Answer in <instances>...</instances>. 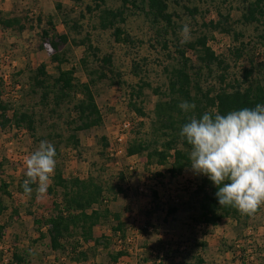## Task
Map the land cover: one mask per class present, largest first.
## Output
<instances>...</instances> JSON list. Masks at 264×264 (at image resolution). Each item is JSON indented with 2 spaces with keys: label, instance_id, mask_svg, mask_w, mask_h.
<instances>
[{
  "label": "rangeland",
  "instance_id": "obj_1",
  "mask_svg": "<svg viewBox=\"0 0 264 264\" xmlns=\"http://www.w3.org/2000/svg\"><path fill=\"white\" fill-rule=\"evenodd\" d=\"M91 2L92 0H82L77 4L71 0H21L16 2L15 9L16 14L27 15L28 18H35L40 12L43 16H53L57 32L68 33L70 38V44L66 47L68 62L63 63L61 68L68 69L71 65L76 67L75 75L82 83L88 84L80 62L85 48L73 44L72 39L78 41L87 32L91 34L92 43L100 48L99 56L113 54L121 79L127 82V85L122 86L111 85L106 79L95 81L92 91L104 116V123L91 133L81 134V148L66 147L64 142L71 132L66 121L70 116L72 103L65 101L55 112L40 104L41 89L33 84L32 76L41 64L49 77L56 75L57 70L56 63L50 59L52 50L47 43L40 41L38 28L27 27L22 32L0 29V101L9 107L6 112L8 117L15 111L32 113L36 128L31 134L26 128H17L13 124L4 128L0 126V161H3L1 178L10 183L11 195L9 199L6 197L9 209L0 215V223H4L11 209H16L2 232L0 248L5 251L6 256L16 249L28 250L30 264H55L53 260L60 256L49 248L48 237L37 239L38 231L33 223L34 215H45L51 209L52 196L47 190L40 193L36 184L30 194L25 195L19 191V183L25 179V162H21L19 157L25 155L27 158L38 148L41 140H47L55 146L56 164L62 165L65 178L79 176L78 173L81 175L87 168L106 187H112L106 194L108 207L113 212H119L124 236L111 230L115 221L109 220L101 224L108 234L104 235L101 228L97 232L101 233L98 237L104 238L101 239L102 244L95 249L94 256L90 257H95L90 264H114L109 255L117 251L123 252L117 259L119 264H182L197 255L202 256L204 264H264V206L245 222L241 220L238 223L232 218H223L215 226L194 223L189 217L194 211L188 210L186 202L205 176L196 174L191 167L185 168L176 177L169 175L167 169L172 163L173 151L164 165H148L144 156L129 159L127 149L131 141L159 143L164 139V131L150 114L159 100L150 88L143 90L145 116L138 115L127 106L130 98L128 85L138 81V77L131 73L132 63L140 64L139 77L150 83L151 88L157 87L165 91L164 66L174 64L175 60L167 57L156 43V39H162L157 29L163 24L155 25L150 18L139 12L129 13L124 23L134 45L116 43L109 30H92L91 25L96 19L88 14L80 21V31L68 32L62 21L71 22L76 19L85 10V4ZM242 3V0H228L223 4L220 0H193L190 5H197L201 11H208L204 15L203 12L190 16L184 9L174 5L170 6V11L178 14L174 16V20L182 38V27H178L188 25L189 39L193 40L202 34L208 35V44L217 54L225 53L228 56V48L232 44L238 40L246 43L245 51L248 55L236 62L230 60L229 74L240 76L241 70L250 66L248 60L252 58L254 73L264 83L260 68L264 66V39L261 41L258 38L264 27L238 21L241 12L238 7ZM58 4L59 9L56 7ZM104 6L117 9L121 6V0H104ZM218 10L223 14H230L234 29L242 34L237 41H233L229 34L201 25L202 22L216 21ZM169 50L173 52L171 44ZM187 55L194 60L192 52L188 51ZM88 60L87 68L91 69L98 64L91 58V54ZM206 83L218 84L215 79L207 80ZM124 118L133 121L126 140L125 154L109 156L106 147L104 155L100 156L98 150L101 145L96 137L106 135L108 142L113 144L118 124ZM74 171L77 175L72 174ZM56 199L59 200V195ZM171 207L178 209L170 213L168 209ZM124 238L130 240L125 241ZM66 261H60L59 264H68Z\"/></svg>",
  "mask_w": 264,
  "mask_h": 264
},
{
  "label": "trees",
  "instance_id": "obj_2",
  "mask_svg": "<svg viewBox=\"0 0 264 264\" xmlns=\"http://www.w3.org/2000/svg\"><path fill=\"white\" fill-rule=\"evenodd\" d=\"M74 3H81L82 0H71ZM193 0H121V6L111 9L104 6V0H92L85 4V10L78 14L71 22L62 21L68 32H78L82 29L80 21L85 18V14L94 16L96 22L91 25V29L102 31L109 30L116 43L134 45V41L124 28L129 13L139 12L146 18H150L153 24L162 26L157 29L158 35L162 39H156L161 50L165 51L167 57L175 60L174 64L164 66L166 73L165 91L157 87L151 88L150 83L142 80L139 76L140 64L133 62L131 73L138 77L135 84H129V100L127 106L140 116H145L144 92L145 88H150L153 94L159 97L154 104L151 113L152 119L164 131V139L157 141H131L128 145V155H140L146 159V164L164 165L167 163L170 152L173 151V160L167 172L172 177L181 174L182 171L190 167L189 146L181 140L178 133L181 126L187 122L192 115L199 116L205 111L218 110L221 114L232 110L248 107L252 108L257 103H264V83L254 73V63L252 58L248 62L250 66L243 68L240 76L229 74L230 60L233 62L244 59L248 55L246 43L238 40L242 34L237 32L231 22L230 14H223L217 11L218 19L202 22L203 27L211 30H220L237 41L228 48V56L225 53L217 54L209 46V36L202 34L187 43H181L182 37L177 31V22L174 16L178 14L170 11V6L181 7L190 16L195 14L203 15L208 11H203L197 5H190ZM214 0H210L213 2ZM228 0H220L223 4ZM239 8L240 18L238 21L244 24H257L264 27V0H242ZM59 9L60 4L56 5ZM28 24V26H27ZM38 28V36L41 42L47 43L52 54L51 61L56 63V75L47 76L44 65L41 64L32 76L33 84L41 89L40 104L43 108H49L55 112L65 101L72 103L71 113L66 121L67 128L71 131L64 139L65 146L71 148H81V134L91 133L94 128L103 126L104 116L98 106L92 86L96 80L106 79L111 85H127L121 79V73L113 61L112 53H105L99 56L100 48L92 43L90 32H87L81 39L73 44L85 48L84 56L81 57L83 69L88 78V84H84L75 75L76 67L62 69L61 65L68 62L67 48L70 44L68 33L57 32L51 14L43 16L38 14L35 18H28L27 15H18L15 11L0 12V29L22 32L24 29ZM182 26L179 25V29ZM172 38V41L171 39ZM258 38L264 39V29ZM169 44L173 47V52L169 50ZM188 51L194 54L192 60L187 54ZM174 54H172V53ZM94 58L98 64L95 67L87 68L88 58ZM247 54V55H246ZM261 65V64H260ZM263 72L264 66H260ZM210 79L217 80L218 84H207ZM183 101L194 102L196 109L194 112L185 113L178 105ZM8 106L0 101V126L14 125L17 128L24 127L31 134L36 130L35 120L32 113L26 111H15L11 117L6 115ZM33 136V135H32ZM97 138L101 149L98 150L100 156L104 155L103 150L109 146L107 136L100 135ZM97 144V143H96ZM5 160V158H2ZM62 164V162H61ZM3 161H0V215L9 209L6 197L9 199L10 183L1 178V168ZM24 180V179H23ZM19 183V191L24 193ZM35 184L31 185L33 188ZM60 190V192H59ZM112 187H106L91 172L87 177L80 178L63 176L62 165L56 164L55 174L51 179V184L47 188L48 194L52 196L51 209L45 215L33 216L34 226L38 231V240L48 237V246L51 250L67 252L73 261H87L94 256L97 246L102 244V238L94 237L93 228L97 225L105 224L109 220L115 221L111 226L114 233L120 232L124 236L123 223L119 212H113L108 207L107 193ZM215 186L205 177L201 184L192 191L190 199L186 202L190 213V220L194 223L205 225H217L223 218H232L236 222L247 221L252 215H241L234 207L219 206L215 192ZM60 193V194H59ZM59 195V200L57 196ZM194 200V201H193ZM177 207H171L168 212L177 211ZM14 209L6 216L4 223H0V239L2 232L15 213ZM260 211V207L256 213ZM255 213V214H256ZM254 215V214H253ZM92 241L93 244H87ZM86 244V245H85ZM204 246V245H203ZM123 255L122 251L110 254V259L116 261ZM4 252L0 249V264H29L28 250H13L9 254L6 263L3 262ZM202 256H192L190 261L182 264H204Z\"/></svg>",
  "mask_w": 264,
  "mask_h": 264
},
{
  "label": "clouds",
  "instance_id": "obj_3",
  "mask_svg": "<svg viewBox=\"0 0 264 264\" xmlns=\"http://www.w3.org/2000/svg\"><path fill=\"white\" fill-rule=\"evenodd\" d=\"M187 43L190 29L181 28ZM178 107L194 112V102L183 101ZM189 146V164L205 176L217 189L219 206L234 207L241 215H253L264 206V103L221 114L205 111L188 117L178 133ZM56 149L53 143L41 140L38 148L25 160L24 193L36 184L44 193L55 174Z\"/></svg>",
  "mask_w": 264,
  "mask_h": 264
},
{
  "label": "crops",
  "instance_id": "obj_4",
  "mask_svg": "<svg viewBox=\"0 0 264 264\" xmlns=\"http://www.w3.org/2000/svg\"><path fill=\"white\" fill-rule=\"evenodd\" d=\"M17 1H21V0H0V12H11V11H15V9H16V2ZM1 31V30H0ZM106 136V135H105ZM136 156H140V155H130L129 157V159H131V158H133V157H136ZM130 162H132V161H130ZM73 166V165H72ZM78 166H80L81 168H84L83 167V165H81V164H79ZM65 167V166H64ZM86 170H83L82 171V173H81V175L78 173V177H80V178H83V177H87V175L90 173V171L87 169V168H85ZM63 174H64V172H63ZM72 174H76V172L74 171ZM77 175V174H76ZM64 176V175H63ZM51 184V183H50ZM49 184V185H50ZM118 212V211H117ZM121 219V218H120ZM121 221H122V219H121ZM100 228L102 229L103 228V226H101V225H97V226H95L94 228H93V234H94V237H98V236H100V234L101 233H97L99 230H100ZM102 232H104L103 234L105 235H107L108 233L104 230V229H102L101 230ZM93 244V242L92 241H90L87 245L88 246H90V245H92ZM86 245V244H85ZM52 252H54L55 254L57 253V254H60V256L59 257H56V259H54L53 260V262L55 263V264H59V262L60 261H64V260H67L65 263H68V264H90V262L92 261L93 262V260H94V258L95 257H93V258H89L87 261H73V260H71L70 258H69V255L67 254V252L65 251V252H63L64 254L62 255L61 254V250H57V251H54V250H51ZM55 258V257H54ZM125 258H123V260H124ZM119 261V260H118ZM30 264V263H29ZM114 264H119L118 262H117V260L115 261V263Z\"/></svg>",
  "mask_w": 264,
  "mask_h": 264
},
{
  "label": "built area",
  "instance_id": "obj_5",
  "mask_svg": "<svg viewBox=\"0 0 264 264\" xmlns=\"http://www.w3.org/2000/svg\"><path fill=\"white\" fill-rule=\"evenodd\" d=\"M132 126H133V121L130 118H124L119 122L118 130L116 132L115 139H114V143L112 144V142H109V146L107 147L109 156L117 157L122 154H125L126 147H127L126 140H127L128 133L130 132ZM19 159L21 162H25L26 156L21 155ZM125 238H124L125 241L130 240L128 238L127 239ZM120 241L122 242L123 240H119V242ZM8 259H9V254L7 256L6 254H4L3 262L6 263Z\"/></svg>",
  "mask_w": 264,
  "mask_h": 264
}]
</instances>
